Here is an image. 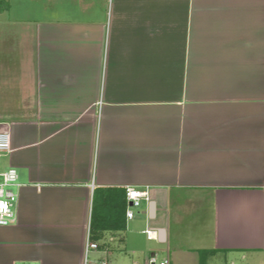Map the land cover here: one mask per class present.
Instances as JSON below:
<instances>
[{"label":"crops","instance_id":"1","mask_svg":"<svg viewBox=\"0 0 264 264\" xmlns=\"http://www.w3.org/2000/svg\"><path fill=\"white\" fill-rule=\"evenodd\" d=\"M7 1L0 264H264V0ZM107 187L150 200L87 252Z\"/></svg>","mask_w":264,"mask_h":264},{"label":"built area","instance_id":"2","mask_svg":"<svg viewBox=\"0 0 264 264\" xmlns=\"http://www.w3.org/2000/svg\"><path fill=\"white\" fill-rule=\"evenodd\" d=\"M12 149L11 136L7 132L0 131V158L8 154ZM19 173L16 168L10 167L0 173V226L14 224L17 221V207L19 202ZM126 197L129 203L126 211V218L135 217L136 209H139L144 200H150L148 189H140L136 187L126 188ZM148 239H156L157 232L154 229H146L144 231ZM98 248L96 242L87 241L86 251ZM30 264V263H19ZM100 264H108L103 261ZM138 264V263H134ZM145 264H172L168 257H159L157 254H150Z\"/></svg>","mask_w":264,"mask_h":264},{"label":"trees","instance_id":"3","mask_svg":"<svg viewBox=\"0 0 264 264\" xmlns=\"http://www.w3.org/2000/svg\"><path fill=\"white\" fill-rule=\"evenodd\" d=\"M1 1L5 2V9L10 7L9 1ZM0 9L3 11L2 7ZM128 205L126 188L107 187L95 191L89 239L96 242L99 249L109 247L110 243L115 242L110 240L111 236L118 245L124 243Z\"/></svg>","mask_w":264,"mask_h":264},{"label":"rangeland","instance_id":"4","mask_svg":"<svg viewBox=\"0 0 264 264\" xmlns=\"http://www.w3.org/2000/svg\"><path fill=\"white\" fill-rule=\"evenodd\" d=\"M2 7V9H3V11H0V21H1V19H3V17H2V15H1V13L2 12H4V11H6V10H9V8L8 9H5V2H2L1 0H0V8ZM5 9V10H4ZM1 10V9H0ZM5 15V14H4ZM102 254V253H101ZM100 253H94V252H91L90 254H89V259H90V262H93V261H95V259L99 256V255H101ZM124 261H126L125 259V257H123L122 258ZM112 261L114 262L115 261V257H113L112 258Z\"/></svg>","mask_w":264,"mask_h":264}]
</instances>
